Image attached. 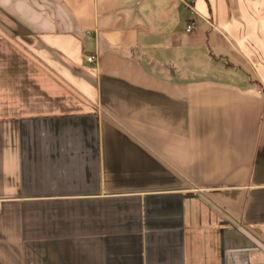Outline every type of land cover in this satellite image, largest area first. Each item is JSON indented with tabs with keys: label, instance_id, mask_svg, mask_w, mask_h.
<instances>
[{
	"label": "crops",
	"instance_id": "crops-1",
	"mask_svg": "<svg viewBox=\"0 0 264 264\" xmlns=\"http://www.w3.org/2000/svg\"><path fill=\"white\" fill-rule=\"evenodd\" d=\"M0 205V264H264V0H0Z\"/></svg>",
	"mask_w": 264,
	"mask_h": 264
},
{
	"label": "built area",
	"instance_id": "built-area-1",
	"mask_svg": "<svg viewBox=\"0 0 264 264\" xmlns=\"http://www.w3.org/2000/svg\"><path fill=\"white\" fill-rule=\"evenodd\" d=\"M193 29H194V26L192 24L187 26L188 32H191ZM87 59H88V62L94 63V62H96L97 58H96V55H90V56H88ZM0 210H1V205H0Z\"/></svg>",
	"mask_w": 264,
	"mask_h": 264
}]
</instances>
